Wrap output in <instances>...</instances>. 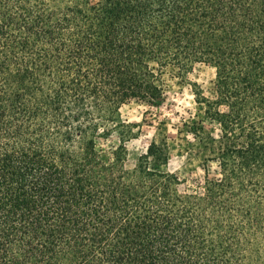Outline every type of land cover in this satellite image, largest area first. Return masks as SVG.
Here are the masks:
<instances>
[{
  "label": "trees",
  "instance_id": "trees-1",
  "mask_svg": "<svg viewBox=\"0 0 264 264\" xmlns=\"http://www.w3.org/2000/svg\"><path fill=\"white\" fill-rule=\"evenodd\" d=\"M187 85L181 171L102 148ZM263 214L264 0H0V264H264Z\"/></svg>",
  "mask_w": 264,
  "mask_h": 264
},
{
  "label": "rangeland",
  "instance_id": "rangeland-1",
  "mask_svg": "<svg viewBox=\"0 0 264 264\" xmlns=\"http://www.w3.org/2000/svg\"><path fill=\"white\" fill-rule=\"evenodd\" d=\"M188 78L190 82L200 86L204 96L211 97L214 81V72L211 68L197 66ZM193 111V94L189 85L167 93L164 102L156 107L137 104L125 106L120 110L121 121L132 125L131 131L134 137L122 143L114 134L108 140L101 141L100 144L105 149L116 148L124 144L127 154L126 167L130 169L155 137L157 129L164 128L171 147L168 169L171 172H179L191 154L185 152L186 143L177 139L176 131L181 126L180 121L188 118ZM188 140L191 141L189 138ZM211 168L215 170V165L212 164ZM197 173L201 174L200 171ZM261 222L260 228L264 229V214Z\"/></svg>",
  "mask_w": 264,
  "mask_h": 264
}]
</instances>
